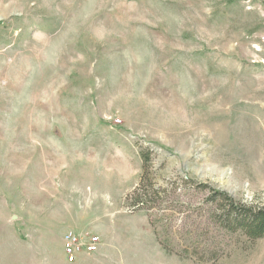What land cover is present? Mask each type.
I'll list each match as a JSON object with an SVG mask.
<instances>
[{"label": "rangeland", "instance_id": "obj_1", "mask_svg": "<svg viewBox=\"0 0 264 264\" xmlns=\"http://www.w3.org/2000/svg\"><path fill=\"white\" fill-rule=\"evenodd\" d=\"M217 190L264 207V0H0V264H264Z\"/></svg>", "mask_w": 264, "mask_h": 264}, {"label": "trees", "instance_id": "obj_2", "mask_svg": "<svg viewBox=\"0 0 264 264\" xmlns=\"http://www.w3.org/2000/svg\"><path fill=\"white\" fill-rule=\"evenodd\" d=\"M143 161L142 174L140 182L133 189L131 194L126 197V207L132 211L147 210L150 206H154L156 200L161 195H166L167 190L161 188H155L150 181V177L147 173V161L149 157L140 153ZM205 184H199L198 189H207ZM208 202L215 206V210L220 207V203L224 202L221 207L223 212L222 227L232 232L240 231L250 240L262 238L264 236V207H253L245 204L235 202L224 191H212L208 198ZM214 210V211H215ZM154 233L156 239L158 238L159 245L164 250L167 249V241L160 239L156 232V226L154 225Z\"/></svg>", "mask_w": 264, "mask_h": 264}, {"label": "built area", "instance_id": "obj_3", "mask_svg": "<svg viewBox=\"0 0 264 264\" xmlns=\"http://www.w3.org/2000/svg\"><path fill=\"white\" fill-rule=\"evenodd\" d=\"M101 238L96 233L78 234L66 231L62 238V249L67 262L74 263L81 254L93 255L100 250Z\"/></svg>", "mask_w": 264, "mask_h": 264}]
</instances>
